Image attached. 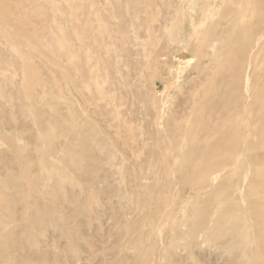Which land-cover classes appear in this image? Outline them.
Here are the masks:
<instances>
[{
	"label": "rangeland",
	"instance_id": "rangeland-1",
	"mask_svg": "<svg viewBox=\"0 0 264 264\" xmlns=\"http://www.w3.org/2000/svg\"><path fill=\"white\" fill-rule=\"evenodd\" d=\"M4 1L0 264H264V0Z\"/></svg>",
	"mask_w": 264,
	"mask_h": 264
},
{
	"label": "bare ground",
	"instance_id": "bare-ground-1",
	"mask_svg": "<svg viewBox=\"0 0 264 264\" xmlns=\"http://www.w3.org/2000/svg\"><path fill=\"white\" fill-rule=\"evenodd\" d=\"M4 1V0H3ZM3 1H1V2H3ZM0 2V3H1ZM5 2V1H4ZM28 3H30V2H28ZM2 4V3H1ZM14 5H15V3H14ZM23 7V6H22ZM30 7V6H29ZM16 12V11H15ZM1 14V13H0ZM26 17V16H25ZM6 19V18H5ZM15 21V20H14ZM36 77V76H35ZM251 100V99H250ZM202 109V108H201ZM189 140V139H188ZM192 143V142H191ZM186 148V147H185ZM187 148H188V146H187ZM193 154V153H192ZM208 157H209V155H208ZM247 235V234H246Z\"/></svg>",
	"mask_w": 264,
	"mask_h": 264
}]
</instances>
